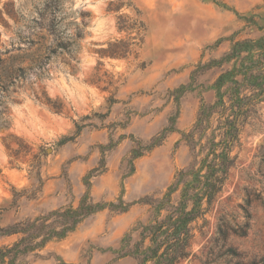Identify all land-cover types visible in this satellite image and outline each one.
<instances>
[{"label": "rangeland", "instance_id": "1", "mask_svg": "<svg viewBox=\"0 0 264 264\" xmlns=\"http://www.w3.org/2000/svg\"><path fill=\"white\" fill-rule=\"evenodd\" d=\"M262 27L264 0H0V64L16 68L28 66L38 53L49 56L43 69L30 70L11 88L16 90V102H9L11 126L0 130V226L78 207L87 177L92 200L105 206L65 239L30 254L27 264L112 260L125 233L151 217L149 204L135 202L162 197L180 170L205 155L203 146L218 122L213 118L200 134L194 130L198 113L203 103L215 102L214 82L234 61L205 64L221 59L233 40L259 38ZM115 50L127 51L112 56ZM35 95L60 99L63 111L39 103ZM255 107L240 123L231 152L236 160L204 233L197 231L191 243L199 257L210 250L219 218L242 222L249 201L247 233H230L226 244L240 252L242 264H264V100ZM74 121L83 125L81 133L60 144L74 134ZM171 122L175 130L136 158L135 171L128 174L138 142L149 145ZM191 133L193 142L186 139ZM20 144L16 157L13 150ZM13 187L26 190L16 204ZM121 197L135 203L126 212L109 206ZM18 238L0 237V247ZM213 253L215 264L237 261L218 257L220 246ZM190 259L180 264H201ZM132 263L124 258L113 264Z\"/></svg>", "mask_w": 264, "mask_h": 264}, {"label": "trees", "instance_id": "2", "mask_svg": "<svg viewBox=\"0 0 264 264\" xmlns=\"http://www.w3.org/2000/svg\"><path fill=\"white\" fill-rule=\"evenodd\" d=\"M118 23L120 29L126 27L121 21ZM126 51L115 50L111 55L124 56ZM48 57L38 53L28 66L19 65L16 68L7 61H1L0 130H6L11 126L9 102H16L15 84L25 78L30 70L43 69L45 59ZM231 60L234 61L233 67L223 71L214 82L217 99L214 103L201 105L194 127L196 132L202 134L208 129L212 119L217 118L218 124L214 133L203 146V149L206 148L205 155L199 163L180 170L162 197L135 202L149 204L151 217L146 222L138 220L137 224L125 233L119 247L114 250L115 256L108 264L124 258L133 259L132 264H180L182 261L192 260L190 257L199 259L201 264H215L217 257H212L213 248L218 246L221 248L218 257L228 262L237 259L235 264H242L240 252L232 246H227L226 241L230 233L238 236L247 233L252 217L248 207L249 201L242 207L244 217L242 222H236L234 218L228 219L224 215L219 218L217 236L211 239L212 244L206 256L202 258L191 251V243L197 231L204 233L208 223L207 214L222 192L228 172L236 160L231 152L239 139L240 123H244L256 112L257 102L264 100V34L257 39L233 40L230 50L221 59H213L205 65L222 66ZM42 73H38L37 76L40 78ZM12 87L15 89L11 90ZM35 99L55 112L63 111L64 104L60 99L53 101L46 95H35ZM74 122V134L65 137L60 144L75 139L81 133L83 125ZM173 126L174 123L171 122V125L155 136L149 145L138 142L128 160V174L135 171V159L160 145L167 133L175 130ZM216 132L221 137L219 140H216ZM188 137L192 142L195 139L194 133L186 135V139ZM4 141L10 148L11 141L7 137ZM21 148L20 144L19 148L13 150L16 157ZM85 181L88 189L78 207L74 208L71 205L48 216L26 218L7 227L0 226V237L14 234L19 236L13 243L0 247V264H27V257L30 254L41 250L52 240L65 239L85 218L104 208V205L92 200L89 178L87 177ZM25 192L26 190L18 191L13 187L12 204H16L18 198ZM132 204L126 203L121 197L109 206L117 212H126ZM2 210L4 208L0 207V213ZM51 217L55 218L54 223L49 222Z\"/></svg>", "mask_w": 264, "mask_h": 264}]
</instances>
